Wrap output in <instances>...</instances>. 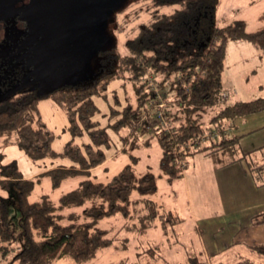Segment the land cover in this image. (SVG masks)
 <instances>
[{
    "label": "trees",
    "instance_id": "trees-1",
    "mask_svg": "<svg viewBox=\"0 0 264 264\" xmlns=\"http://www.w3.org/2000/svg\"><path fill=\"white\" fill-rule=\"evenodd\" d=\"M219 4L220 0H148V18L134 27L135 35L126 42L127 52L122 54L116 50L107 57L110 66L95 83L59 87L47 94L46 97L65 112L74 136L61 153L53 149L55 132L42 117L39 109L42 97L36 89L25 88L0 100V137L15 132L19 146L33 159L62 155L73 161L71 166L61 165L33 178L25 177L16 163L2 166L0 187L12 192L20 217L17 222L13 221L11 202L0 200V264H53L64 258L77 263L89 261L115 240L107 237L106 230L97 228L96 222L116 214L131 217L130 196L134 191L142 195L157 193L155 173L147 171L138 175L133 165L127 164L108 183L85 179L58 201L46 194L39 200L30 199L44 178L48 177L56 188L67 178L90 175L94 168L107 161L102 146L109 144V135L94 120L99 108L93 98L106 94L111 82L117 79L134 82L137 105L129 103L124 108L115 128L129 126L134 131L141 126L145 130L151 128L162 149L161 171L169 181L181 176L192 148L195 146L197 151L204 140L207 142L199 151L214 154L227 149L238 150L242 136L229 137L225 124L263 112L264 98L227 101L231 91L223 81L226 48L229 41H250L264 58V26L249 32L248 23L238 20L220 28L215 24ZM167 8L172 10L167 12ZM2 26L0 23V30ZM3 41L0 31V51ZM6 67L7 63L0 56V77ZM154 74L159 76L157 88L166 93L162 113L171 127L169 131L161 127L159 119H154V103L159 95L150 80V75ZM219 104L222 105L218 114L210 120L215 126L204 125L200 112ZM144 115L147 120L143 119ZM86 131L91 141L81 147L75 143V138ZM209 131H218V137L206 140ZM124 140L129 139L124 137ZM241 159L244 157L238 161ZM251 170L263 186L264 164L255 165ZM87 202L92 204L84 212L92 222H63L62 210ZM146 204L153 223L159 217L161 206L154 201ZM168 221L174 225L182 220L173 217L166 223ZM250 225H264V212L254 215ZM248 249L264 256V242ZM144 254L148 262L163 259L155 247ZM187 264H203V261L189 256ZM233 264L261 263L244 257Z\"/></svg>",
    "mask_w": 264,
    "mask_h": 264
},
{
    "label": "rangeland",
    "instance_id": "rangeland-1",
    "mask_svg": "<svg viewBox=\"0 0 264 264\" xmlns=\"http://www.w3.org/2000/svg\"><path fill=\"white\" fill-rule=\"evenodd\" d=\"M93 1L0 0V23L3 25L0 31L4 38L0 56L7 63L0 77V100L25 88L36 89L42 97L39 102L42 117L55 132L53 149L59 153L64 151L74 136L65 112L46 95L59 87H81L95 83L105 68L110 66L107 57L116 50L126 53V42L136 33L134 27L148 18V0H123L107 16L98 32L89 17ZM235 5H239V0H223L222 8L215 15L218 27L224 28L240 20L238 15L247 20L249 32L264 25V22L256 20L257 7L241 8L239 13H235L231 9ZM171 10L166 9L167 12ZM138 12L141 13L136 18ZM154 75H150V80L158 90L156 101L162 102L163 99L166 103V93L157 88L159 76ZM133 83L117 79L111 82L106 94L93 98L99 108L94 120L109 135V144L102 146L107 161L94 168L90 175L67 178L56 188L48 177L44 178L30 199L39 200L46 194L53 201H58L85 179L108 183L127 164H132L138 175L147 171L155 173L158 191L151 195L134 191L130 196L131 217L116 214L96 222L97 228L106 230L107 237L115 240L108 247L100 249L95 258L83 263L64 258L53 264H187L189 256L199 257L203 264H233L244 257L264 264L263 255L241 247L228 249L218 255L208 254L204 238L207 234L196 223L197 217L215 214L222 207L217 202V189L214 188V165L232 161L240 153L227 149L216 155L205 156L198 150L207 142L204 140L197 151L195 146L192 148V154L184 161L185 168L181 176L169 181L160 168L162 149L154 137V131L151 128L145 130L143 126L135 131L129 126L117 130L114 126L129 103L137 105V92ZM221 105L200 112L199 117L204 125L215 126L210 120L218 114ZM157 114L158 111H155L154 119H159ZM147 118L144 115L143 119ZM161 124L166 131L171 129L168 122L166 125ZM210 132L207 135L210 136ZM124 137L129 139L128 142ZM90 141L87 131L75 138V143L81 147ZM8 163H16L25 177L33 178L61 165L71 166L73 161L62 155L33 159L19 146L18 135L12 132L0 137V176L2 166ZM2 199L11 202L13 221L17 222L20 213L15 205L16 198L11 191L0 187ZM151 201L161 206L159 217L153 223L149 220L146 204ZM91 204L87 202L83 206L65 208L61 211L63 222H92L84 212ZM173 217L182 221L174 225L170 221L166 223ZM151 247L157 248L163 259L148 262L144 253Z\"/></svg>",
    "mask_w": 264,
    "mask_h": 264
},
{
    "label": "crops",
    "instance_id": "crops-1",
    "mask_svg": "<svg viewBox=\"0 0 264 264\" xmlns=\"http://www.w3.org/2000/svg\"><path fill=\"white\" fill-rule=\"evenodd\" d=\"M262 1L239 0V5L231 9L239 13L241 8L257 7L256 20L264 22ZM222 2L220 0L218 10L222 8ZM238 18L244 20L242 15H238ZM263 26L260 25L255 30ZM223 81L231 91L227 95L228 102L264 98V58L252 42H228ZM225 127L229 137L242 136L236 150L240 154L232 160L235 163L229 164V161L214 165V188L217 189V202H220L221 210L196 219L197 225L204 228L207 234L204 237L207 253L215 255L240 247L248 250L249 246L264 242V225H250L254 215L264 212V185H259V180L251 170L255 165L264 164V111L238 117L230 124H225ZM247 152L249 154L245 156ZM203 153L208 156L220 152Z\"/></svg>",
    "mask_w": 264,
    "mask_h": 264
},
{
    "label": "water",
    "instance_id": "water-1",
    "mask_svg": "<svg viewBox=\"0 0 264 264\" xmlns=\"http://www.w3.org/2000/svg\"><path fill=\"white\" fill-rule=\"evenodd\" d=\"M118 0H94L90 9V20L95 24L97 31L103 27L107 16L113 12L112 9ZM118 3V2H117ZM87 54L88 51L86 50Z\"/></svg>",
    "mask_w": 264,
    "mask_h": 264
},
{
    "label": "built area",
    "instance_id": "built-area-1",
    "mask_svg": "<svg viewBox=\"0 0 264 264\" xmlns=\"http://www.w3.org/2000/svg\"><path fill=\"white\" fill-rule=\"evenodd\" d=\"M159 97V96H158ZM163 107H165V103L163 102V99H162V102H155L154 103V111H158V118L161 120V122L163 123V124H167V121L165 120V118H164V115H163V113H162V109H163ZM160 108V109H159ZM206 137H212V138H216V137H218V132H216V131H212V132H210V136L209 135H205Z\"/></svg>",
    "mask_w": 264,
    "mask_h": 264
},
{
    "label": "flooded vegetation",
    "instance_id": "flooded-vegetation-1",
    "mask_svg": "<svg viewBox=\"0 0 264 264\" xmlns=\"http://www.w3.org/2000/svg\"><path fill=\"white\" fill-rule=\"evenodd\" d=\"M117 2H118V3H117ZM117 2H116V5L113 7L112 11H114L115 8H116V6L119 5V4H121V3L123 2V0H118Z\"/></svg>",
    "mask_w": 264,
    "mask_h": 264
}]
</instances>
